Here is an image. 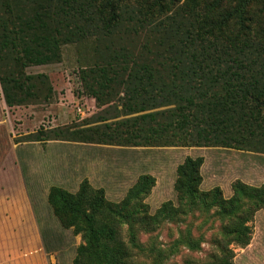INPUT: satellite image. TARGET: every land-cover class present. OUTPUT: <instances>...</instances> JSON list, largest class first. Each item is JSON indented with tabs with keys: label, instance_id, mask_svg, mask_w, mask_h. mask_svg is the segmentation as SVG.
<instances>
[{
	"label": "trees",
	"instance_id": "trees-1",
	"mask_svg": "<svg viewBox=\"0 0 264 264\" xmlns=\"http://www.w3.org/2000/svg\"><path fill=\"white\" fill-rule=\"evenodd\" d=\"M251 1L0 0L4 102L7 106L20 103L16 94L24 90L27 77L20 74L24 67L54 62L62 44L95 37L105 44V53L99 63L87 65V90L101 105L126 88L127 100L136 107L132 112L173 106L140 118L155 121L167 114L168 123L159 131L171 130L172 137L187 146H227L233 136L264 140L260 113V107L264 109V3L254 6ZM148 21L153 22L152 28ZM126 23L131 29L124 31L143 35L145 43L135 48L130 41L115 38ZM80 79L84 87L81 75ZM201 164L200 157H186L177 166L173 188L179 206L188 201L196 207L217 208L228 219V241L246 246L251 234L246 223L264 208V183L250 186L237 181L228 199L218 189L203 193L198 189ZM153 185L152 176L140 175L118 203L105 200L102 193L87 197L82 192L71 202L58 194L54 198L58 212L65 214L68 208L74 212L66 223L82 232L87 243L79 247L73 264H131L119 226L136 220L155 225L181 212L165 202L148 215L142 201ZM243 200L251 204L249 217L238 212ZM221 251L222 258L203 264H233L228 251L224 247ZM84 254L95 255L96 263H82Z\"/></svg>",
	"mask_w": 264,
	"mask_h": 264
},
{
	"label": "rangeland",
	"instance_id": "rangeland-1",
	"mask_svg": "<svg viewBox=\"0 0 264 264\" xmlns=\"http://www.w3.org/2000/svg\"><path fill=\"white\" fill-rule=\"evenodd\" d=\"M262 2L253 0L250 5ZM146 24L152 28L153 22ZM126 25L116 39L130 41L135 48L145 43L143 35L124 31L131 29ZM75 41L60 46L56 61L28 65L20 71L27 77L24 90L16 94L20 103L7 106L0 85V195L9 200L18 190L11 178L4 184L3 175L15 177L20 172V188L32 208L48 264H73L79 247H87L83 233L66 223L74 212L69 208L65 214L58 212L54 201L58 194L71 202L82 192L87 197L102 193L105 200L118 203L144 174L154 179L142 201L147 214L152 216L165 202L181 212L155 225L136 220L119 226L118 235L126 244L131 264H203L222 258V247L233 264H264V208L246 223L251 227L250 239L240 247L228 241V219L217 208L196 207L188 201L179 206L173 188L176 168L186 157L202 158L200 192L218 189L228 199L237 181L263 184L264 140L233 136L225 142L227 146H187L172 137L171 130L159 131V126L168 123L167 114L155 121L140 118L173 106L151 109L150 102L146 104L149 110L132 112L135 106L127 100L126 88L101 105L87 90V65L99 63L105 44L95 37ZM65 71L78 73L84 94L94 98L97 110L90 118L80 121L74 115L70 98L64 96ZM260 113L264 118L261 107ZM250 211L249 200L240 202L239 213L249 217ZM81 261L96 263V256L84 254Z\"/></svg>",
	"mask_w": 264,
	"mask_h": 264
},
{
	"label": "crops",
	"instance_id": "crops-1",
	"mask_svg": "<svg viewBox=\"0 0 264 264\" xmlns=\"http://www.w3.org/2000/svg\"><path fill=\"white\" fill-rule=\"evenodd\" d=\"M4 184H18L15 194L6 199L0 195V264H48L35 217L21 191V173L7 174Z\"/></svg>",
	"mask_w": 264,
	"mask_h": 264
},
{
	"label": "built area",
	"instance_id": "built-area-1",
	"mask_svg": "<svg viewBox=\"0 0 264 264\" xmlns=\"http://www.w3.org/2000/svg\"><path fill=\"white\" fill-rule=\"evenodd\" d=\"M64 78L66 81V89L64 96L66 99L70 98L72 110L78 120L82 121L92 116L96 110V102L94 98L84 94L79 81L78 73L72 71H65ZM52 118L50 124H53Z\"/></svg>",
	"mask_w": 264,
	"mask_h": 264
}]
</instances>
